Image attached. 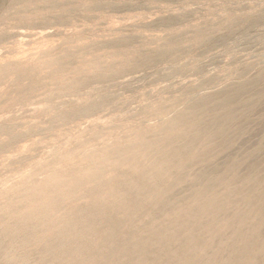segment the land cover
<instances>
[{
  "label": "rangeland",
  "instance_id": "1",
  "mask_svg": "<svg viewBox=\"0 0 264 264\" xmlns=\"http://www.w3.org/2000/svg\"><path fill=\"white\" fill-rule=\"evenodd\" d=\"M104 165L72 196L110 239L57 189ZM156 229L148 264H264V0H0V264H115Z\"/></svg>",
  "mask_w": 264,
  "mask_h": 264
},
{
  "label": "bare ground",
  "instance_id": "2",
  "mask_svg": "<svg viewBox=\"0 0 264 264\" xmlns=\"http://www.w3.org/2000/svg\"><path fill=\"white\" fill-rule=\"evenodd\" d=\"M30 3V2H29ZM31 3H33V2H31ZM36 8V7H35ZM34 24V23H33ZM32 24V25H33ZM31 25V24H30ZM40 27V26H39ZM36 29V28H35ZM34 42H36V41H34ZM32 45H33V43H32ZM83 58V57H82ZM62 74V73H61ZM95 110H96V108H95ZM92 114H93V112H92ZM91 115V114H90ZM71 117V116H70ZM88 117V115L87 116H83L82 118H87ZM172 155V154H171ZM171 155H169V157L167 156L166 158H171ZM173 161H175V159L173 160ZM119 165V164H118ZM108 167L110 168V167H113V165H111V166H109V165H104V166H102V167H100V168H97V169H95L94 171H92V172H90V174L89 173H87V174H84V175H82V176H78V177H75V178H73V179H71V180H69L68 181V183H66V184H62V185H60L57 189H58V191H60L61 192V195L63 196V195H65V196H67V197H69V196H72V194L74 193V192H77V190H78V187H80V186H83L84 184H91L92 183V186H91V188H93V189H99V187L104 183V180L102 179V171L103 170H107L108 169ZM115 167V166H114ZM116 168V167H115ZM121 168V167H120ZM157 169H158V167H156ZM117 169V168H116ZM119 169V168H118ZM117 169V170H118ZM115 171V170H114ZM162 170H160L159 172H161ZM110 172V171H109ZM119 172V171H118ZM155 172V171H154ZM120 173V172H119ZM121 173H122V171H121ZM143 175V178H142V180L141 181H138V182H127L126 180L125 181H123L124 183H126L123 187L121 186L120 187V191H119V195H120V197H119V199H122V198H124V196H126V194L128 195L129 193H131L132 191L135 193V195L138 197V195L139 194H142V195H144V193H146V191L145 190H149V188H151L152 187V180H153V176H150V175H148V174H146V173H143L142 174ZM101 180H102V182H101ZM124 180V179H123ZM137 180V179H136ZM158 180V179H157ZM156 180V181H157ZM112 181H113V179H112ZM115 181V180H114ZM110 183V182H109ZM154 184V183H153ZM113 185V184H112ZM154 186H156V185H154ZM154 188V187H153ZM152 189V188H151ZM91 191V190H90ZM111 191V190H110ZM145 191V192H144ZM60 195V196H61ZM103 194H101V196H102ZM72 197H74V200L76 199H81V198H90L91 200H90V202L92 203V210L93 211H91L92 212V214L95 216V218H90V217H87V216H83V215H80V216H78L77 217V221H75V223H74V225H76V226H78L79 225V223H80V226L83 228V231L84 232H87V233H90L91 231H97V229L101 226V225H103V224H97V223H101L100 221H102V222H105V224L108 226V227H106L107 229L105 230V231H103V233H105V235H104V239H110V238H108V237H110V236H112L113 234H114V232L116 231V225L117 224H112V223H114V221L112 220V217H111V210L110 211H108L107 209H106V207L104 206V205H102L103 204V202H102V204H99L98 202V200H96L95 198H94V196L92 195V192H88L87 193V195H84V196H76V195H74V196H72ZM110 197V196H109ZM145 197V196H144ZM135 198V197H134ZM52 199H55L53 196H47L46 197V200L44 201V204H41V205H38V207L39 206H41L40 208H42V210H44L43 208L44 207H46L47 205H48V203H50V201L52 200ZM139 201V200H138ZM79 211V210H78ZM44 211H42V213H43ZM99 218L96 222H95V219L96 218ZM79 218V219H78ZM101 218V219H100ZM91 219H93L94 220V222H92L93 220H91ZM75 220V219H74ZM118 223V222H117ZM81 224H83V226L81 225ZM105 226V225H104ZM75 227V226H74ZM7 228V227H6ZM113 230H115V231H113ZM76 233H77V230H74ZM81 231L82 230H80V231H78L80 234H81ZM100 231V230H99ZM170 233V232H169ZM169 233H165V232H162L161 230H154V231H151V233H150V237H148V236H146V237H140V238H138L137 240H136V242L135 243H132V244H130V242H132L131 240H130V242L128 243L127 242V244H129V245H127L125 248H124V250H123V252H121V253H123V255L121 256V255H117L118 257L115 259V261H116V263L115 264H148V261H149V258L147 259V258H145V257H143L142 255H143V253H145V251L146 250H150V248L153 246V247H155L156 246V244L158 245V247H161V250L162 251H164V252H166V253H170V250H169V237L171 236L172 237V235H170L169 236ZM175 233V232H174ZM95 234V233H94ZM97 234V233H96ZM102 234V233H101ZM169 236V237H168ZM103 239V238H102ZM104 239H103V241H104ZM171 239V238H170ZM102 242V241H101ZM106 242V241H105ZM104 242V244H106ZM108 242H109V240H108ZM115 242V241H114ZM116 242H117V240H116ZM110 243V242H109ZM154 243H156L155 244V246H154ZM97 244V243H96ZM99 244V243H98ZM104 244H102V245H104ZM108 244V243H107ZM122 244V243H121ZM100 245V244H99ZM118 245V244H117ZM116 245V246H117ZM124 245V244H123ZM111 246H112V243H111ZM193 246H195V244L194 245H191L190 246V248H192V249H194V247ZM100 247H101V245H100ZM99 246L97 247V248H100ZM104 247H106L105 245H104ZM108 247V246H107ZM158 247H156V248H158ZM112 248H114V246L112 247ZM75 249V247L72 249V250H74ZM101 249V248H100ZM107 249V248H106ZM105 250V249H104ZM104 250H103V252H104ZM108 250H110V247H109V249ZM107 250V251H108ZM151 250H153V249H151ZM79 251V250H78ZM87 251V250H86ZM101 251H102V249H101ZM106 251V253H110V251H108L107 252ZM111 251L113 252V249H111ZM88 252V251H87ZM98 252H100V251H98L97 250V253ZM175 252H177L176 250H175ZM179 252V251H178ZM120 253V254H121ZM147 253V252H146ZM70 254H71V251H70ZM111 254V253H110ZM109 254V255H110ZM114 253H112V255H113ZM118 254V253H117ZM95 255V254H94ZM107 255V254H106ZM112 255H111V257H112ZM115 255H116V253H115ZM114 256V255H113ZM89 257H91V256H89ZM108 258V256H98L97 258H99L101 261H105L107 258ZM110 257V256H109ZM248 257V256H247ZM95 258V257H94ZM205 258V257H204ZM177 259V260H176ZM241 259V258H240ZM243 259H246V257L245 258H243ZM82 260V259H81ZM247 260L249 261V258H247ZM92 261V260H91ZM90 261V262H91ZM99 261V260H98ZM114 261V262H115ZM186 261H188L187 263H189L190 261H191V258L189 257V256H181V257H177V258H173L172 257V254L170 255V257H168V259L166 260V261H164V263L163 264H179L180 262H186ZM78 262V261H77ZM101 263V262H100ZM113 263V262H112ZM89 264V263H88ZM224 264H225V262H224ZM228 264H237L236 262H235V259H232V260H230L229 261V263Z\"/></svg>",
  "mask_w": 264,
  "mask_h": 264
}]
</instances>
